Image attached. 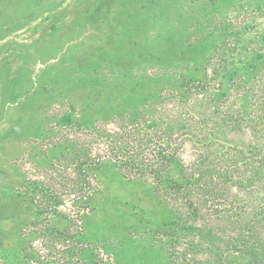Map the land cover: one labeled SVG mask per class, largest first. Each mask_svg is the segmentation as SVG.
Instances as JSON below:
<instances>
[{
  "label": "trees",
  "instance_id": "trees-1",
  "mask_svg": "<svg viewBox=\"0 0 264 264\" xmlns=\"http://www.w3.org/2000/svg\"><path fill=\"white\" fill-rule=\"evenodd\" d=\"M102 1L87 20L103 35L77 60L90 62L75 66L88 76L70 87L57 81L37 90L45 96L40 107L60 86L79 92L57 121L61 128L51 137L34 135L53 129L50 117L37 123L35 111L12 131L16 136L25 123L27 138L42 139L47 178L25 176L24 191L17 192L36 214L18 224V248L24 253L29 245L24 227L68 207L77 229L63 253L66 264H264V108L246 116L230 104L236 88L252 83V66L232 67L254 52L264 65V50L252 49V40L228 21L201 65V45L183 44L170 24L159 25L164 10L154 0ZM212 35L202 37V51L205 41L212 46ZM183 62L191 64L189 73L175 71ZM186 145L189 161L180 156ZM112 183L130 193L112 192ZM4 215L2 222L13 219ZM23 255L42 263L40 255ZM232 255L248 259L232 263Z\"/></svg>",
  "mask_w": 264,
  "mask_h": 264
},
{
  "label": "rangeland",
  "instance_id": "rangeland-1",
  "mask_svg": "<svg viewBox=\"0 0 264 264\" xmlns=\"http://www.w3.org/2000/svg\"><path fill=\"white\" fill-rule=\"evenodd\" d=\"M114 1L117 6L119 0ZM125 1L132 0H124V4ZM154 2L161 6L160 10H164L159 25L163 22L170 24L172 32L183 44L196 40L197 46L201 45V51L196 56L201 65L205 64L202 56L207 57L212 53L215 45L213 41L220 39L228 21L239 27L243 37L247 36L252 40L249 44L252 49L256 52L264 50V0ZM100 3L103 1L0 0V213L13 218L5 222L0 218V264H40L36 260L25 261L24 253L31 254L33 259L40 255L41 264H66L69 261L63 253L71 247L69 236L77 229L73 222V212L68 207H60L61 215L50 213L45 220L24 227L23 232L28 235L29 245L23 253L21 248H18V227L23 226L21 221H30L36 214L34 205L23 200L24 196L16 195L17 192L24 191L21 184L25 176L29 180L47 179L41 168L44 163L39 159L41 138L48 135L51 137L61 128L57 121L64 109H68L67 103L79 99L77 90L66 91L60 86V92L47 93L46 99H53L52 102L40 107L45 96L37 94V90L40 86L57 81L60 85L65 81L66 86L70 87L77 84L79 78L88 76V73L77 72L75 66L84 67L90 62L89 58H83L79 63L77 60L82 55L85 57V48L97 43L103 35L104 30L100 25L87 20ZM155 26L148 34L149 41L155 37ZM209 32H213V44L209 47L211 40L205 41L207 47H203L202 51V37ZM194 50L196 49L192 51ZM98 61L100 60H93ZM136 64L138 65V62ZM189 65L191 64L180 63L175 71L189 73L186 68ZM153 67L155 68L156 64H153ZM247 67H251L247 73L252 83H244V87L236 88L230 103L246 116L249 112L258 113V110L264 108V77H260V70L264 68L263 61L258 59L255 52L250 53L247 62L237 63L232 67V71H245ZM57 101H60V104ZM35 111L37 123L43 124V118L50 117L49 123L52 122L53 131L47 134L41 129L37 132L31 130L36 133L34 135L43 137L27 138V126L22 123L24 127L19 125L17 135H13L12 131L21 121L20 118L26 116V121L27 115L34 114ZM109 128L115 129V126L110 124ZM244 141L247 143V140ZM98 147L106 150L105 144ZM180 156L185 161L191 159L190 145L185 146ZM52 157V154L48 156L50 159ZM262 171L264 172V166ZM112 185V192L121 190L123 194L130 193L128 189L124 191L117 183ZM135 194H140V191ZM35 198L43 207L48 208L44 198ZM96 252L99 257L107 258L102 248L96 249ZM231 259L232 263H243L248 258L232 255Z\"/></svg>",
  "mask_w": 264,
  "mask_h": 264
}]
</instances>
